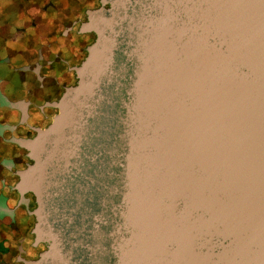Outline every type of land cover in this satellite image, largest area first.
Wrapping results in <instances>:
<instances>
[{
	"label": "water",
	"instance_id": "1",
	"mask_svg": "<svg viewBox=\"0 0 264 264\" xmlns=\"http://www.w3.org/2000/svg\"><path fill=\"white\" fill-rule=\"evenodd\" d=\"M98 2L50 122L12 138L24 264H264V0Z\"/></svg>",
	"mask_w": 264,
	"mask_h": 264
},
{
	"label": "flooded vegetation",
	"instance_id": "2",
	"mask_svg": "<svg viewBox=\"0 0 264 264\" xmlns=\"http://www.w3.org/2000/svg\"><path fill=\"white\" fill-rule=\"evenodd\" d=\"M43 1L24 2L40 5L42 16L36 22L28 18L27 25L6 24L17 37L0 38V264H24L44 248L31 233L32 194L13 188L29 159L12 138H30L50 122L56 112L51 103L75 82L73 67L93 39L91 32H78L79 24L87 9L99 5L98 0Z\"/></svg>",
	"mask_w": 264,
	"mask_h": 264
},
{
	"label": "rangeland",
	"instance_id": "3",
	"mask_svg": "<svg viewBox=\"0 0 264 264\" xmlns=\"http://www.w3.org/2000/svg\"><path fill=\"white\" fill-rule=\"evenodd\" d=\"M22 1L21 3L23 4V7L18 6L19 2ZM38 0H0V38L4 37H9V38H16L17 35L15 32H9V29L7 28L6 24L8 25L9 23L12 25H27L28 22L26 20H29L28 18H31L33 21H37L41 15V9L40 5L39 6H27L25 3H34ZM44 0L43 2H45ZM56 2H63L62 0H54ZM25 2V3H24ZM43 4V3H42ZM65 6L63 5H58L59 9L61 7ZM27 7V8H26ZM16 8L17 11L14 12L12 9ZM10 11V13H8ZM13 11V13H12ZM7 12V14H6ZM25 16V21L21 19L22 17ZM29 16V17H28ZM45 21V20H44ZM59 23V22H58ZM37 24V23H36Z\"/></svg>",
	"mask_w": 264,
	"mask_h": 264
}]
</instances>
